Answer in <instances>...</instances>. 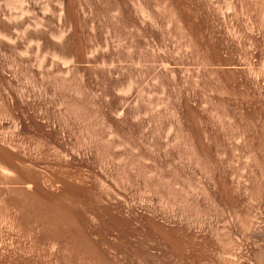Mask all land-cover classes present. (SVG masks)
<instances>
[{
	"label": "rangeland",
	"instance_id": "374dc122",
	"mask_svg": "<svg viewBox=\"0 0 264 264\" xmlns=\"http://www.w3.org/2000/svg\"><path fill=\"white\" fill-rule=\"evenodd\" d=\"M5 165L0 264H264V0H0Z\"/></svg>",
	"mask_w": 264,
	"mask_h": 264
},
{
	"label": "bare ground",
	"instance_id": "6f19581e",
	"mask_svg": "<svg viewBox=\"0 0 264 264\" xmlns=\"http://www.w3.org/2000/svg\"><path fill=\"white\" fill-rule=\"evenodd\" d=\"M7 156V155H6ZM14 171L13 169H11L10 167H8L7 165L5 166H0V173L5 176L8 173ZM31 208H34L35 210H39V213H41L40 217L45 219L46 221H50L53 223L54 227L49 229L48 227H44L43 228V237H60L63 236L65 234H71L74 230V227L72 228L73 220L70 217V215H68V213L65 212H61L59 210L53 209L50 210L48 209L46 206L39 204V203H33V205L31 206ZM61 224V226H63L62 224L66 225V229L62 228L61 230H64L63 232L59 231L60 227H58ZM58 228V229H57ZM81 236V233L79 234ZM78 237V236H77ZM78 240V239H77Z\"/></svg>",
	"mask_w": 264,
	"mask_h": 264
}]
</instances>
